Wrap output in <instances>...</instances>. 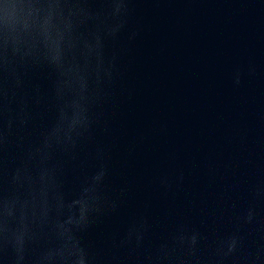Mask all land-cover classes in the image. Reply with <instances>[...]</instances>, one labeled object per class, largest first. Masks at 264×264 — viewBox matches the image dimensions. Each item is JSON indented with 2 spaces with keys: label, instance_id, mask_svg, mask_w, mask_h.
Wrapping results in <instances>:
<instances>
[{
  "label": "water",
  "instance_id": "obj_1",
  "mask_svg": "<svg viewBox=\"0 0 264 264\" xmlns=\"http://www.w3.org/2000/svg\"><path fill=\"white\" fill-rule=\"evenodd\" d=\"M0 264H264V0H0Z\"/></svg>",
  "mask_w": 264,
  "mask_h": 264
}]
</instances>
